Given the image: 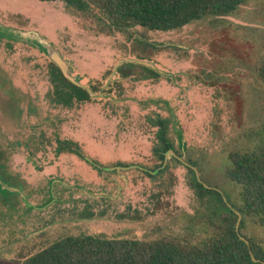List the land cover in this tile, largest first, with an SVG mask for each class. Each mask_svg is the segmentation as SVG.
Masks as SVG:
<instances>
[{
  "label": "rangeland",
  "instance_id": "374dc122",
  "mask_svg": "<svg viewBox=\"0 0 264 264\" xmlns=\"http://www.w3.org/2000/svg\"><path fill=\"white\" fill-rule=\"evenodd\" d=\"M75 10L63 2L0 0V33L41 34L94 91L89 102H57L47 55L28 42L0 40L1 178L26 197L0 188V264H20L66 236L208 237V204L189 186L187 165L175 157L155 178L138 170L160 163L154 121L172 120L185 163L231 206L242 202V188L225 176L230 154L264 146V0L167 32H119L97 10ZM57 135L91 160L57 157ZM243 233L264 247L258 219L248 217Z\"/></svg>",
  "mask_w": 264,
  "mask_h": 264
},
{
  "label": "trees",
  "instance_id": "16d2710c",
  "mask_svg": "<svg viewBox=\"0 0 264 264\" xmlns=\"http://www.w3.org/2000/svg\"><path fill=\"white\" fill-rule=\"evenodd\" d=\"M37 1L63 2L68 8L77 9L75 11L78 12L83 11L81 13L97 10L103 16V19H100L101 22L104 24L109 21L111 29L119 32H126L136 27L148 31L167 32L179 30L192 21L201 20L207 16H231L239 6L248 0ZM0 40L14 42L3 36H0ZM138 65L158 77L166 76L165 73L162 74L157 69ZM49 73L51 81L55 85L54 93L57 102L71 105L75 101L85 103L92 100L93 90L76 86L65 79L60 69L52 62ZM260 73L264 79V62ZM132 76V73L122 74V78ZM172 123V120L167 119L153 122L157 128L153 153L160 163L154 169L138 168L150 178H155L153 175L155 170H162L165 155L169 151L180 155L175 147L173 134L176 137L177 135L174 133ZM65 153L75 155L85 162L91 160V157L78 143L62 140L57 135L55 155L59 157ZM172 159L176 158L171 156L169 161ZM229 159L230 165L225 171V176L242 188V202L239 205H232V208L224 201L221 193L216 189L205 188L198 181L195 171L191 167H186L189 174L193 176L189 179V186L195 191L199 200L208 204L210 212L207 217L210 227L208 237L191 241L187 237L165 235L151 241H140L106 239L92 235L66 236L35 254L21 257L20 264H262L252 260L250 251L258 260L264 262V247L253 238L246 236L243 230L248 217L258 219L259 224L264 227V146H258L248 151H233ZM177 160L178 163H181L179 159ZM3 163H5L4 153L0 152V188L6 185L1 178V171L5 168ZM99 166L101 167L100 164ZM117 166L128 168V165H115V167ZM100 167L97 169L101 171L103 168ZM160 172L162 173V171ZM212 196L216 198L210 201ZM236 211L242 215L239 233L236 230L238 222ZM240 236L249 240L250 247L240 239Z\"/></svg>",
  "mask_w": 264,
  "mask_h": 264
},
{
  "label": "water",
  "instance_id": "95a60500",
  "mask_svg": "<svg viewBox=\"0 0 264 264\" xmlns=\"http://www.w3.org/2000/svg\"><path fill=\"white\" fill-rule=\"evenodd\" d=\"M0 36L3 37H7L8 39H14L15 41H23V42H28L32 45H34L36 48L40 49L41 51H43L47 57L49 58V60L54 63L61 71L62 75L64 76L65 79H67L68 81H70L71 83H73L76 86H80V87H84L80 84V82L73 77L72 75V68H71V62L67 61L66 59L63 58L62 54L60 51H58L50 42H48L41 34L37 33V32H23V31H12V30H7V31H2L0 33ZM129 62H135L141 65H144L146 67H150L152 69H156L155 66L151 63H144L141 61H135V60H128ZM160 73L164 74L163 72L160 71ZM5 91H7L6 89H4ZM171 156L176 157L177 159H179L181 162H183L185 165H187L188 167H191L195 173L196 176L198 178V181L204 185L205 188L207 189H214L208 185H206L200 175L199 172L197 171V169H195L194 167H192L191 165L185 163V160L183 157H179L174 151H169L166 155H165V160H164V164L162 166L161 169H164L167 164L168 161L170 159ZM4 188H6L7 190H9L10 192H14V193H19L22 195V197L24 199H26V197L24 196V194H22L18 189L16 188H12L9 187L7 185H4ZM221 195L224 199V201L229 205V207L232 208V206L228 203V200L225 196L224 193L221 192ZM236 214L238 215V222L236 225V230L239 233L240 230V224L242 221V215L236 211ZM240 239L245 242L249 247H250V242L248 239H246L243 236H240ZM250 255L252 260L255 263H262L264 264V262H262L261 260H258L255 255L253 254L252 251H250Z\"/></svg>",
  "mask_w": 264,
  "mask_h": 264
},
{
  "label": "flooded vegetation",
  "instance_id": "af4514ba",
  "mask_svg": "<svg viewBox=\"0 0 264 264\" xmlns=\"http://www.w3.org/2000/svg\"><path fill=\"white\" fill-rule=\"evenodd\" d=\"M6 86H7V87H11V85H9V84H7V83H6ZM4 89H5V88H4Z\"/></svg>",
  "mask_w": 264,
  "mask_h": 264
}]
</instances>
